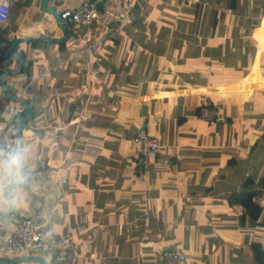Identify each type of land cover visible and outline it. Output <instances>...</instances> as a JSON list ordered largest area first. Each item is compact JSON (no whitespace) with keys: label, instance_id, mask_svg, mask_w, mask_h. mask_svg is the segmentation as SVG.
<instances>
[{"label":"crops","instance_id":"1","mask_svg":"<svg viewBox=\"0 0 264 264\" xmlns=\"http://www.w3.org/2000/svg\"><path fill=\"white\" fill-rule=\"evenodd\" d=\"M129 1L96 2L108 21L94 23L92 53L62 20L82 0H48L47 10L10 0L0 21L10 41L67 35L19 42L32 74L6 77L32 94L34 118L22 132L30 184L0 227L13 232L35 214L77 251L62 264H165L166 250L183 252L181 264H255L251 245L264 251V0H133L136 22L118 25ZM4 91L0 83V144H12ZM136 129L170 162L139 172ZM247 192L257 220L242 205Z\"/></svg>","mask_w":264,"mask_h":264},{"label":"built area","instance_id":"2","mask_svg":"<svg viewBox=\"0 0 264 264\" xmlns=\"http://www.w3.org/2000/svg\"><path fill=\"white\" fill-rule=\"evenodd\" d=\"M98 0H82V3L74 8L65 10L62 14L64 23L74 25L79 28L80 37L87 44L92 53H96L100 47L101 41L93 42L91 33L94 28V23L99 22L104 24L108 21V13L99 10L96 7ZM129 1L127 6L120 11L117 17L118 25L132 24L136 22L137 16L131 11ZM10 0L0 1V21H5L7 16V7ZM117 27L113 28L115 31ZM12 88L15 100L12 101V119L7 122L6 128L12 129L14 116L19 112L22 98L32 99V94L25 90L19 89L15 82L9 84ZM1 114V110H0ZM213 111L202 110L200 117L204 119L214 118ZM131 138L139 144V149L136 155L137 169L143 172L145 167L150 163L167 164L170 159L159 154L158 143L151 139L144 129H136L129 131ZM15 143V139L12 144ZM68 242L65 238L56 236L44 221H41L35 214L20 217L16 220V227L13 232H5L0 227V254L7 255H26V254H41L46 253L53 257L55 262L62 263L68 257H77V251H68ZM85 251L89 250L86 246ZM185 259V254L180 251L170 250L163 253L165 264H181Z\"/></svg>","mask_w":264,"mask_h":264},{"label":"water","instance_id":"3","mask_svg":"<svg viewBox=\"0 0 264 264\" xmlns=\"http://www.w3.org/2000/svg\"><path fill=\"white\" fill-rule=\"evenodd\" d=\"M47 1L48 0H41V6L45 10L48 9L46 6ZM50 11L53 14H55V16H56L55 10L50 9ZM57 18H58V15H57ZM66 35H67L66 32H64V36L61 38L26 37V38H14L10 41L11 52H12L13 57L17 63V68L3 72L0 75V83L3 86V88L5 89V91L8 93L11 100H15V96L13 94L11 86L9 84H7V82H6V77L9 75L19 74L21 71V68L23 66L22 59L17 52L18 43L23 41L24 39L26 41L34 42V43H62L65 40ZM19 102H20L21 108H20L19 112L14 116L13 127H12L15 131V136H16L15 141L17 140V138L22 139L23 129L26 128V126L29 123V120L34 118L33 104L28 99H25V98H22ZM26 116L28 118L25 120ZM26 174H27L28 180L24 184L23 187H27L30 184L31 171L29 169H27ZM15 213H16V206L12 207V208H7L5 210H0V216H3V217H8V216L14 215ZM26 261H35V262H38L39 264H47V261L42 256V254H26V255L15 256L8 261L0 258V264H16L19 262H26Z\"/></svg>","mask_w":264,"mask_h":264},{"label":"clouds","instance_id":"4","mask_svg":"<svg viewBox=\"0 0 264 264\" xmlns=\"http://www.w3.org/2000/svg\"><path fill=\"white\" fill-rule=\"evenodd\" d=\"M27 153L21 138L14 144H0V210L19 203L20 190L28 180Z\"/></svg>","mask_w":264,"mask_h":264},{"label":"trees","instance_id":"5","mask_svg":"<svg viewBox=\"0 0 264 264\" xmlns=\"http://www.w3.org/2000/svg\"><path fill=\"white\" fill-rule=\"evenodd\" d=\"M69 25V24H67ZM10 40L7 35V32L3 29H0V75L9 69L13 62V54L10 50ZM32 69V62L28 61L24 63L21 73L30 76ZM5 92V91H4ZM6 93V92H5ZM5 95V94H4ZM32 99L29 101L31 102ZM32 103V102H31ZM3 105L2 100H0V107ZM210 106V105H209ZM207 106V107H209ZM253 192H247L244 195L243 207L246 210V213L254 220H257L261 213V208L254 203ZM252 251L254 253L255 264H264V251L260 250L258 244L251 245ZM170 251V250H166ZM165 252V251H164ZM62 264V263H60Z\"/></svg>","mask_w":264,"mask_h":264}]
</instances>
